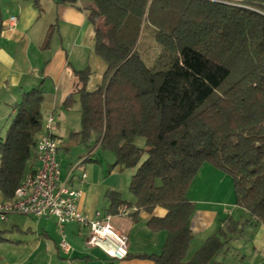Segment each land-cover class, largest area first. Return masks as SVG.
Returning a JSON list of instances; mask_svg holds the SVG:
<instances>
[{"label":"trees","instance_id":"trees-1","mask_svg":"<svg viewBox=\"0 0 264 264\" xmlns=\"http://www.w3.org/2000/svg\"><path fill=\"white\" fill-rule=\"evenodd\" d=\"M93 27V50L105 63L101 82L87 88L77 71L80 129L71 137L114 153L108 170L131 168L128 190L147 226L166 231L152 264H220L229 234L252 221L264 226V0H79ZM159 46L147 66L138 48L144 25ZM2 14L0 11V31ZM39 84L23 93L0 137V194L12 198L43 126ZM145 140L143 148L134 143ZM35 154V152H34ZM145 155V158H141ZM204 163L229 175L235 204L248 214L225 219L190 259L194 202L186 194ZM110 211L126 203L107 191ZM0 228V243L9 241Z\"/></svg>","mask_w":264,"mask_h":264},{"label":"crops","instance_id":"crops-1","mask_svg":"<svg viewBox=\"0 0 264 264\" xmlns=\"http://www.w3.org/2000/svg\"><path fill=\"white\" fill-rule=\"evenodd\" d=\"M0 11L2 14L0 137L4 136L15 113L14 105L21 100L23 93L41 84L44 94L40 107L43 116L40 132L45 131L46 118L50 112H53L56 125L61 119L62 130L69 133V138L73 142L81 143L70 136L72 132L80 129V111L79 125L75 127L77 129L70 131L71 119L75 115L71 114L69 107L63 104L65 98L74 93L79 85L77 71L88 68L91 74L92 62L95 61L93 57H98L93 50V27L88 22L80 1L0 0ZM10 16H16V23L12 27H8ZM76 97L77 94H73V98ZM59 127L61 128V125ZM95 147L96 145L90 148L87 155L79 156L76 160L68 159L64 154L60 156V179L64 180L72 165L82 160L71 178V184L82 191L78 202L79 210L90 216L95 211L111 214L112 225L127 235V257L114 260L100 248L87 245L89 228L75 222L63 225L66 240L72 247V252L65 255L58 247L61 231L55 217L36 218L23 214H9L7 219L1 222L6 224V227L1 229L13 231L22 236V239L16 242L10 241L11 244L15 243L14 247L22 252V262L27 264H152L150 260L141 259L135 255L142 252L158 254L161 251L166 231H152L147 226V222L152 216H163L165 210L156 207L151 214L144 210H136L133 204L134 198L128 190L133 169L128 168L124 172L116 166L108 170L110 162L101 159ZM38 166V160L33 152L26 169L34 170ZM202 168L215 176L216 172L208 166H202L200 170ZM83 171L86 176L80 180V173ZM223 174V178L229 179L227 174ZM111 190L120 193L121 199L126 202L123 206L128 208V215L123 216L110 211V201L106 192ZM217 190L220 191L219 187ZM226 196L228 197L226 203L236 206L231 193ZM5 200L0 194V202ZM189 200L195 204L190 218L194 233L191 243L197 236L195 250L208 236L225 225L226 218L230 217L239 223L248 218V214L238 206L236 207L242 211V214H239L240 219L233 217L234 211L226 210L222 200L217 203L216 201L206 202L204 199ZM201 204L204 205L200 206ZM24 216L29 217V220L27 218L25 220ZM191 256L192 254L187 252L186 259H190ZM214 260L220 264H264V226L252 221L241 231L229 234L225 248L214 257ZM6 264L16 263L11 261Z\"/></svg>","mask_w":264,"mask_h":264},{"label":"built area","instance_id":"built-area-1","mask_svg":"<svg viewBox=\"0 0 264 264\" xmlns=\"http://www.w3.org/2000/svg\"><path fill=\"white\" fill-rule=\"evenodd\" d=\"M15 23L16 16H10L8 27ZM54 119L53 112H50L46 118L45 131L36 135L34 152L39 166L26 172L12 198L0 202V222L5 221L9 214H23L36 218L55 217L61 231L58 247L65 255L72 252V247L66 240L63 225L75 222L89 228L87 245L100 248L111 259L122 260L128 255L127 235L112 225V215L95 211L90 216L79 210L78 202L82 191L71 184V178L82 160L72 165L64 180L60 179L58 142L52 133ZM85 176L83 171L79 179L83 180ZM117 213L125 216L129 211L126 206H122Z\"/></svg>","mask_w":264,"mask_h":264},{"label":"rangeland","instance_id":"rangeland-1","mask_svg":"<svg viewBox=\"0 0 264 264\" xmlns=\"http://www.w3.org/2000/svg\"><path fill=\"white\" fill-rule=\"evenodd\" d=\"M153 33H154L153 27L145 24L142 29L141 37H140L139 44H138L141 57L147 66H150L153 64L158 54V51H159V46L154 41ZM93 58H95L94 59L95 61L92 62V71H91V74L89 75V82L87 84L88 89H93L97 84L101 82L102 75L105 70L104 61L100 59L99 57H93ZM69 109L71 111V114L75 115V117H72L71 124H70V129H71L70 131H74V129H77L75 128L77 127V124L79 125L78 115H79L80 108H79L78 97L74 98ZM60 125H61V128L59 127ZM62 127L63 126H62L61 119L59 120V123L57 125H56V122L54 121V124L52 126V130H53L52 132L56 134L55 136L58 142V150H57L58 160H60V156H62L63 154L66 155L68 159L76 160L79 156L83 157L84 155H87L88 152L91 150L90 148L95 146V137H92L86 143V145L82 142L75 143L69 138V133L67 134L64 130H62ZM66 142L70 144H67ZM134 143L136 144V146L141 147V148L145 146V140L142 137H137ZM95 150L99 151L101 159H103L104 161L110 162L109 165L114 160V153L111 150H104L98 145H96ZM144 158H145V155L141 158V160H143ZM202 166H208V168H211L212 170H214L217 175L215 174V176H212V174L206 171L204 168H202L201 170L199 169L198 171H200V173L198 174L197 172V174L194 176L188 188V191L186 194L187 198L197 199V200L204 199V201L206 202L216 201V203L217 201L222 200V203H223L222 205L226 207V210L228 209V210L234 211L233 217L240 219L239 214L242 211H240L238 207L226 203V200L228 199L226 195L230 193L232 196V200L235 201V194L233 190L231 177L228 175L227 177L229 179L223 178L222 177L224 175L223 172L220 171L219 169H216L210 163H204L202 164ZM125 170H127V168L122 169V171L124 172ZM218 187L220 191L217 190ZM204 204H201L200 206H203ZM17 218L20 219L22 217H17ZM26 218L29 220V217H25L24 219L26 220ZM2 227H6V224H3L0 222V228ZM4 237L8 239L9 241L0 243V264H6L11 261H14L16 264H27V262L26 263L22 262V259H21V256L23 255L22 252L19 249L17 250L14 247L15 243L11 244L10 242V241L16 242L18 239H22V236H20L16 232L7 230L4 234ZM24 239H26V237H24ZM196 242H197V236H195V239L191 243V247L188 249L189 253L191 254L194 253L195 251L194 246L196 245Z\"/></svg>","mask_w":264,"mask_h":264}]
</instances>
